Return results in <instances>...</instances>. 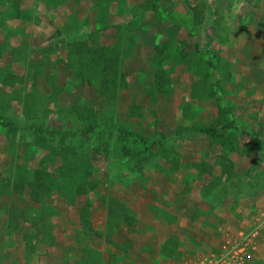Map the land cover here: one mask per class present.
Masks as SVG:
<instances>
[{"label":"rangeland","instance_id":"obj_1","mask_svg":"<svg viewBox=\"0 0 264 264\" xmlns=\"http://www.w3.org/2000/svg\"><path fill=\"white\" fill-rule=\"evenodd\" d=\"M145 1L0 0V67L24 79L3 85L8 75L0 73V264H198L264 220V0H189L207 6L200 28L184 0H157L156 14L143 11ZM173 25L180 27L177 37L169 32ZM182 41L192 68L178 61ZM165 45L171 58L156 65L155 50ZM100 47L121 55L120 94L113 101L70 84V65L90 68L91 50ZM210 53L222 62L213 77L231 74L220 105L233 110L236 128L215 142L183 138L186 129L209 125L217 115L218 103L200 97ZM42 63L36 89L49 100L47 126L65 138L56 143L70 153L89 150L94 175L87 196L53 193L40 206L12 185L25 161L23 137L30 144V178L47 153L24 115L33 92L25 81L29 66ZM85 104L98 119L91 138L79 120ZM252 143L256 151L241 157ZM167 146L177 151L176 163L159 156ZM49 169L58 173L60 162ZM112 199L137 220L136 235L107 221L102 201ZM42 208L53 214L56 237L49 248L32 239L37 247L29 254L24 238L39 230ZM86 208L102 239L83 227ZM13 216L21 226L9 233ZM129 242L133 247L122 252ZM247 243L245 264H264V225Z\"/></svg>","mask_w":264,"mask_h":264},{"label":"trees","instance_id":"obj_2","mask_svg":"<svg viewBox=\"0 0 264 264\" xmlns=\"http://www.w3.org/2000/svg\"><path fill=\"white\" fill-rule=\"evenodd\" d=\"M184 3L188 9V13L191 17V22L194 28H200L204 25L207 14V6L204 2L191 3L189 0H184ZM141 8L145 13L152 12L156 14L158 8L157 0H146ZM169 32L173 37H177L180 32L178 25H173ZM188 43L182 41L179 44L177 55L178 61L185 64L188 68H192V55L186 51ZM3 48L0 47V53ZM51 50H48V52ZM209 68L211 69L203 78L202 92L200 97L205 100H214L218 103L217 115L209 125H202L197 127L188 128L185 131L183 138L190 136H206L210 141L215 142L220 139L221 134L225 131H231L236 128V123L233 120V110L229 107L221 106L220 102L228 95V86L231 83V74L227 71H222L221 76L217 79L213 77V71L222 67L221 57L217 54H208ZM171 58L170 47L165 45L160 48H156L153 61L156 65H162L168 62ZM91 67L81 68L78 64L70 65L72 71V79L70 84L74 88L88 87L94 89L97 100L113 101L120 94L121 77L119 75V68L121 65V55L117 49L114 48H95L91 50ZM45 64L30 65L25 81L29 82L33 88V92L28 101L27 109L24 111V115L28 121L33 123L29 127V131L33 133L36 138H39L41 148L47 153L41 159L38 169L33 172V177H29L27 163L29 162V148L30 144L26 142L25 138H22L24 144V163L18 165L16 168L15 177L13 180V191L22 196L26 192H29V200L34 205H44L46 200L51 197L53 193H57L60 196H65L68 191L74 193L79 197H85L89 194V181L94 175L93 165L90 160L89 150L84 146L80 147L75 153L68 151L69 146H59L56 141L58 138L65 140L61 134L55 130H51L46 123L45 110L49 105V100L44 96L36 86L39 80L44 77L42 69ZM9 70V66L5 68L0 67V73H6ZM8 77L3 79V85H6L9 81L20 83L24 79L12 74H7ZM82 115L79 120L82 124H86L84 131L88 134V137H93L94 126L98 122L97 115L94 108L85 104L82 108ZM117 131L126 135L122 129ZM44 137H48L45 139ZM147 141V140H144ZM169 139L164 143H168ZM255 143L247 146L239 152L241 157L249 156L254 153ZM140 154V153H139ZM159 156L167 161L176 163L177 151L172 146L162 147L158 151ZM56 161L60 162V169L58 173L51 172L50 165ZM224 174L233 175V173L226 172ZM222 176H224L222 174ZM222 182V177L216 178L212 183V188L219 187L218 183ZM107 208V221L115 227H125L130 234L136 235L138 233L137 220L128 214L126 206L115 199L102 201ZM111 207L115 208L116 212L111 210ZM90 210L86 208L84 210V216L81 223L83 227L97 239H102V234L97 232L89 219ZM39 230L34 236H25L24 241L26 252L31 254L36 250L37 244L32 243V239H35L42 244L44 248H49L53 245L56 237L55 227L53 223V214L46 210L41 209L39 220ZM20 221L17 216H13L9 220V233H15L20 229ZM130 247H133V242L123 245L120 249L125 252ZM80 263L83 264V261Z\"/></svg>","mask_w":264,"mask_h":264},{"label":"built area","instance_id":"obj_3","mask_svg":"<svg viewBox=\"0 0 264 264\" xmlns=\"http://www.w3.org/2000/svg\"><path fill=\"white\" fill-rule=\"evenodd\" d=\"M264 225V220L260 222L249 234L241 240L227 243L220 254L204 258L198 264H245L249 259L248 243L250 238H255Z\"/></svg>","mask_w":264,"mask_h":264},{"label":"crops","instance_id":"obj_4","mask_svg":"<svg viewBox=\"0 0 264 264\" xmlns=\"http://www.w3.org/2000/svg\"><path fill=\"white\" fill-rule=\"evenodd\" d=\"M240 234H241V233H240ZM250 258H251V256L249 255V259H250ZM249 259H248V261H249ZM248 261H247V262H248Z\"/></svg>","mask_w":264,"mask_h":264}]
</instances>
